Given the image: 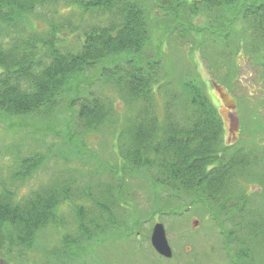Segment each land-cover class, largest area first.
Segmentation results:
<instances>
[{
	"label": "trees",
	"instance_id": "trees-1",
	"mask_svg": "<svg viewBox=\"0 0 264 264\" xmlns=\"http://www.w3.org/2000/svg\"><path fill=\"white\" fill-rule=\"evenodd\" d=\"M60 3L68 8L63 10ZM46 6L51 19L46 29L37 30L29 25L28 15ZM185 11L191 16L216 13L220 18L215 26L209 19L205 27L178 29L180 38L197 34L192 49L211 43L214 59H220V51L223 54L225 46L234 44L236 53L249 51L264 65V0H0V116L9 121L8 127L30 125L33 134H40L37 140L49 132L64 139L52 148H79L76 141L84 134L115 122L116 114L118 119L115 99L129 112L123 127L114 132L113 144L122 162L111 171L119 177L116 182L89 181L84 186L66 174L70 168L20 197L13 185L25 183L45 165L47 156L33 151L20 158L16 156L20 146L14 145L15 168L8 182L0 181V253L9 256L30 249L39 230L62 226L59 209L69 202L77 214V228L73 237H63L66 251L71 244L114 235L122 222L117 212L123 213L122 199L133 195L129 180L135 176H144L152 187L166 192L164 206L199 199L214 205L218 213H227L241 231L242 226L264 228V220L248 222L260 208L242 212L247 197L239 179L253 174L254 151L245 142L224 141L221 117L192 66L187 74L181 73L177 59L158 46L155 56L150 55L155 12H161L174 31ZM232 13L238 18L235 22L230 20ZM246 36L248 45L243 44ZM92 68L97 70L93 81L101 78L103 84H111L110 95L85 92L86 87L76 83ZM238 68L237 63V72ZM220 79L228 88L235 81L224 75ZM60 120L65 133L54 124ZM261 127L253 124L251 131L256 135ZM82 199L89 205L77 204ZM244 232L251 233L242 231L236 237L227 233L225 244H245L240 237ZM20 257L19 253L16 258Z\"/></svg>",
	"mask_w": 264,
	"mask_h": 264
},
{
	"label": "rangeland",
	"instance_id": "rangeland-1",
	"mask_svg": "<svg viewBox=\"0 0 264 264\" xmlns=\"http://www.w3.org/2000/svg\"><path fill=\"white\" fill-rule=\"evenodd\" d=\"M60 8L64 10L68 7L60 3ZM155 13L151 43L153 51L149 49L150 55L155 56L158 46L168 57L177 59L179 64L176 65L181 73L187 74L192 68L198 79L204 82L205 90L221 117L224 141L226 143L242 141L254 151L253 157H250L253 174L240 178L239 182L247 197L242 212L247 213L246 209L248 211L260 208V212L254 211L248 220L260 223L259 220H264V65L259 63V59L251 56L249 51L241 50L236 53L234 44L225 46L223 54L220 51L222 58L214 59L212 52L214 48L211 43L205 45L206 47L203 44L198 49H192V43L196 44V41H192L196 33L192 36L186 33V38L178 36V29L184 28L183 26L205 27L209 19L214 26L218 25L220 18L216 13L211 15L198 12L191 16L185 11L181 24L174 31L173 26H168L170 22L163 20L165 16L161 12ZM231 17L232 22L238 19L233 13ZM28 18L29 25L37 30H44L51 19V14L47 6L37 7ZM203 32L206 33V30L203 29ZM64 37L71 38L67 34ZM245 40L243 44L248 45L247 36ZM215 48L219 49L218 46ZM204 56L207 60L213 59L210 61L211 66ZM119 60L121 61V58ZM236 62L239 64L238 72L235 69ZM215 66L217 68H214ZM95 71L96 68L85 71L83 76L77 78L76 83L86 87L85 92L110 95L111 84H103L101 78L93 81L96 77ZM169 74V76L174 74L173 70ZM221 75L227 77L228 81L235 78L234 84L229 87L230 90L220 82ZM114 107L118 111V119L116 114L115 122L104 123L100 130L84 134L81 137L82 141H76L79 148H64L63 145L52 148L53 143H64V139L49 132L42 139L44 141L37 140L40 134H33L30 125L11 129L8 127L9 121L6 122L0 116V181L1 179L9 181L8 176L15 168L14 145H17L20 146L17 157L21 158L22 155L33 151H41L47 156L45 165L36 168L25 183L15 182V186L13 185L20 197L49 182L53 174H59L64 170L70 171V168L71 171L65 173L71 175V178H78L84 186L89 181L94 185L97 182H116V178L119 177L111 171L114 167L120 168L122 162L113 144L114 132L123 127L129 112L118 98L114 101ZM228 111H231L229 115ZM256 115L259 118L255 117ZM61 120L55 121L54 124L58 125L61 133H65ZM259 123L262 127L258 134L254 135L251 128L253 124L257 128ZM74 135L77 137L76 132ZM77 151L80 152L78 160ZM8 153L9 156L6 155ZM62 156L67 157V162ZM80 171L84 172V176L81 174L82 177H78ZM88 171L92 172V177ZM143 177L135 176L129 180L134 193L121 201L124 210L123 213L118 210L117 214L122 222L114 235L103 236L100 239L92 238L77 246L69 244L70 248L66 251L62 243L63 237L65 235L73 237L77 228V214L73 203L69 202L59 209L63 219L62 226H49L45 230H39L36 242L30 249L15 251L9 256L1 252L0 264H264V228L242 226V231H251L250 235L244 232L245 234L240 236L245 239V244L238 245L237 242H232L226 245L224 238L227 233L232 232L231 235L236 237L242 232L228 220L227 213H218L214 205L208 202L202 204L199 199H191V202L187 199L188 205H184V201L181 200L180 205L177 203L164 206L166 192L152 187ZM76 202L88 204L83 199ZM133 218L138 220L134 222ZM239 220V216L236 215L235 221ZM157 222L164 225L166 238L172 250V256L169 258L160 256L151 246L150 236ZM254 230L256 235H253ZM19 253L21 257L16 258Z\"/></svg>",
	"mask_w": 264,
	"mask_h": 264
},
{
	"label": "water",
	"instance_id": "water-1",
	"mask_svg": "<svg viewBox=\"0 0 264 264\" xmlns=\"http://www.w3.org/2000/svg\"><path fill=\"white\" fill-rule=\"evenodd\" d=\"M151 246L155 251L163 257L169 258L172 256L171 246L166 238L164 225L160 222L154 224L150 236Z\"/></svg>",
	"mask_w": 264,
	"mask_h": 264
},
{
	"label": "flooded vegetation",
	"instance_id": "flooded-vegetation-1",
	"mask_svg": "<svg viewBox=\"0 0 264 264\" xmlns=\"http://www.w3.org/2000/svg\"><path fill=\"white\" fill-rule=\"evenodd\" d=\"M231 113V111H228V115Z\"/></svg>",
	"mask_w": 264,
	"mask_h": 264
}]
</instances>
